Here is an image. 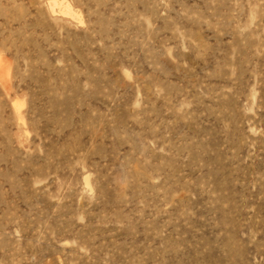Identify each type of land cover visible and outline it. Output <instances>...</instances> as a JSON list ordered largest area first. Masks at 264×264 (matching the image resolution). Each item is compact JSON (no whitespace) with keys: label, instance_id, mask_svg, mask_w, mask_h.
<instances>
[{"label":"rangeland","instance_id":"rangeland-1","mask_svg":"<svg viewBox=\"0 0 264 264\" xmlns=\"http://www.w3.org/2000/svg\"><path fill=\"white\" fill-rule=\"evenodd\" d=\"M2 58L0 264H264V0H0Z\"/></svg>","mask_w":264,"mask_h":264},{"label":"bare ground","instance_id":"bare-ground-1","mask_svg":"<svg viewBox=\"0 0 264 264\" xmlns=\"http://www.w3.org/2000/svg\"><path fill=\"white\" fill-rule=\"evenodd\" d=\"M52 4L54 5L55 2H52ZM61 7L64 9L65 13L73 14V16L76 15V13L72 10L71 6L68 4L67 1L62 2ZM8 65L9 64L4 61L3 58L0 60V79H5L6 76H8L10 67H8Z\"/></svg>","mask_w":264,"mask_h":264}]
</instances>
